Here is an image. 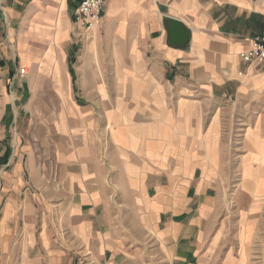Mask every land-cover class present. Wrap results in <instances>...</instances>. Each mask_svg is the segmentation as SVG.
Returning a JSON list of instances; mask_svg holds the SVG:
<instances>
[{"label": "crops", "instance_id": "1", "mask_svg": "<svg viewBox=\"0 0 264 264\" xmlns=\"http://www.w3.org/2000/svg\"><path fill=\"white\" fill-rule=\"evenodd\" d=\"M104 1L85 32L80 0H0V264L204 262L234 111L254 120L240 207L264 195V62L240 59L264 0ZM165 17L191 31L185 47Z\"/></svg>", "mask_w": 264, "mask_h": 264}, {"label": "rangeland", "instance_id": "2", "mask_svg": "<svg viewBox=\"0 0 264 264\" xmlns=\"http://www.w3.org/2000/svg\"><path fill=\"white\" fill-rule=\"evenodd\" d=\"M257 110L263 113V118H257L256 122L262 121L264 125L263 107L260 105ZM233 114L232 128L225 127L224 143L225 149L228 150V154L231 152L233 159L227 174L228 176L232 174L234 180L231 183H223L225 195L222 213L214 216L210 225V227L215 226L213 236H215L214 240H217V245L210 258L200 264H264V195L255 203L256 212L249 215L246 209L240 207L239 198L244 181V171L240 164L245 141V133L240 130H246L248 125L251 123L253 125L254 120L247 119L246 113L242 111L240 116L236 115L235 111ZM70 253L65 254L67 256L65 261L46 260L43 264H96L93 259H88L89 256L76 254L72 257Z\"/></svg>", "mask_w": 264, "mask_h": 264}, {"label": "built area", "instance_id": "3", "mask_svg": "<svg viewBox=\"0 0 264 264\" xmlns=\"http://www.w3.org/2000/svg\"><path fill=\"white\" fill-rule=\"evenodd\" d=\"M105 7L104 0H80L74 12L76 29L91 32L100 23ZM240 59L245 63L264 62V35L257 36L252 41V47L241 53ZM28 74L26 67L20 68L18 75L25 77Z\"/></svg>", "mask_w": 264, "mask_h": 264}, {"label": "water", "instance_id": "4", "mask_svg": "<svg viewBox=\"0 0 264 264\" xmlns=\"http://www.w3.org/2000/svg\"><path fill=\"white\" fill-rule=\"evenodd\" d=\"M164 22L168 31L169 45L172 47H185L191 40V31L179 20L165 17Z\"/></svg>", "mask_w": 264, "mask_h": 264}]
</instances>
